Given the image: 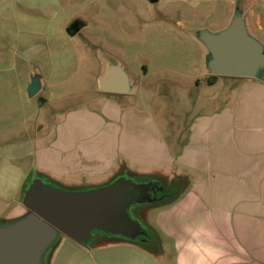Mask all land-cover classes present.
<instances>
[{
    "label": "crops",
    "instance_id": "crops-1",
    "mask_svg": "<svg viewBox=\"0 0 264 264\" xmlns=\"http://www.w3.org/2000/svg\"><path fill=\"white\" fill-rule=\"evenodd\" d=\"M244 13L264 42V0H250ZM32 74L41 75L43 92L49 80L40 70ZM207 84L216 89L214 101L185 136L163 134L153 116L141 113L136 87L105 92L98 106L70 107L27 128V137L1 142L0 225L28 213L23 188L32 173L96 181L125 169L164 171L185 185L156 214V249L63 235L45 264H264V80L214 75Z\"/></svg>",
    "mask_w": 264,
    "mask_h": 264
},
{
    "label": "rangeland",
    "instance_id": "rangeland-1",
    "mask_svg": "<svg viewBox=\"0 0 264 264\" xmlns=\"http://www.w3.org/2000/svg\"><path fill=\"white\" fill-rule=\"evenodd\" d=\"M249 1L0 0V143L27 137V128L57 120L70 107L98 106L107 94L99 88V76L114 61L137 82L136 108L153 116L163 134L185 136L207 102L214 101L216 90L207 84L214 75L207 70L206 47L197 31L225 27L235 7L245 9ZM75 20L86 25L70 35L67 29ZM39 70L49 84L31 97L28 86ZM130 170L132 179L160 181L170 188L171 196L157 204L140 188L132 200V215L156 238L158 210L185 184L172 173ZM34 178L32 173L28 183ZM114 180L53 178L49 183L66 191H87Z\"/></svg>",
    "mask_w": 264,
    "mask_h": 264
},
{
    "label": "water",
    "instance_id": "water-1",
    "mask_svg": "<svg viewBox=\"0 0 264 264\" xmlns=\"http://www.w3.org/2000/svg\"><path fill=\"white\" fill-rule=\"evenodd\" d=\"M83 26L85 23L75 20L68 32L74 35ZM197 37L206 47V67L210 74L264 80V42L251 33L240 6L235 7L225 27L217 31L199 29ZM98 84L104 92L125 94L137 87L127 68L116 61L108 63ZM41 87V75H33L29 95L35 96ZM129 185L137 186L131 180L119 178L104 187L66 191L42 177L34 178L23 196L28 213L0 225V264H44L45 253L60 234L88 243L93 230L116 227L122 218L141 228L128 211L134 202L122 204ZM139 186L149 187L150 183Z\"/></svg>",
    "mask_w": 264,
    "mask_h": 264
},
{
    "label": "flooded vegetation",
    "instance_id": "flooded-vegetation-1",
    "mask_svg": "<svg viewBox=\"0 0 264 264\" xmlns=\"http://www.w3.org/2000/svg\"><path fill=\"white\" fill-rule=\"evenodd\" d=\"M119 178H123V181L131 180L133 183L137 184V186L129 185V187H127L128 196L122 199V204L124 205L133 200L134 195L136 194V188L142 189L152 204L163 202L166 200L167 197L171 196V193H169L170 188H167L160 181L156 182L154 180H149V179L146 181H137L135 179L130 178L129 172L125 170L115 175V180L113 182L117 181ZM148 183H150L149 187L139 186ZM124 185L126 184H122V186ZM134 205L135 204L130 205L128 211L131 217H133V219L136 220V218L132 215L134 211L133 210L134 208L132 207ZM142 230H144L143 233L141 232ZM96 231H98V233ZM108 236H115V237L118 236L123 239H133L147 244L151 243L154 240L153 234L148 229L144 227L139 228L136 225V223L131 225V223L128 220H123L122 218L120 224L117 225L116 227L111 226L109 229L106 230L103 229L93 230L91 232V237L89 242L97 241L103 237H108Z\"/></svg>",
    "mask_w": 264,
    "mask_h": 264
},
{
    "label": "trees",
    "instance_id": "trees-1",
    "mask_svg": "<svg viewBox=\"0 0 264 264\" xmlns=\"http://www.w3.org/2000/svg\"><path fill=\"white\" fill-rule=\"evenodd\" d=\"M83 23H84V22H83ZM28 185H29V183L25 184V186H24V188H23V192H25V190L27 189ZM173 199H174V198H173ZM173 199H171L170 201H172ZM168 201H169V200H168ZM123 240H125V241H129V242H134V243H137V244H140V245H142V246H145L146 248L148 247V244H147V243H142V242L137 241V240H133V239H123ZM56 241H57V240H56ZM56 241H55V242H56ZM55 242L49 247V249H48L47 252L45 253L44 258H43V260H44V264H45V259H46L47 255H48L49 251H51V249L55 246V244H56Z\"/></svg>",
    "mask_w": 264,
    "mask_h": 264
}]
</instances>
